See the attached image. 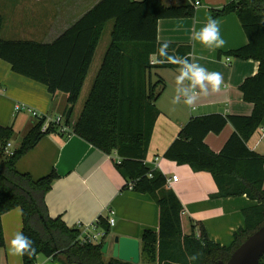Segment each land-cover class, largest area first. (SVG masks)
Returning <instances> with one entry per match:
<instances>
[{
  "label": "trees",
  "instance_id": "obj_1",
  "mask_svg": "<svg viewBox=\"0 0 264 264\" xmlns=\"http://www.w3.org/2000/svg\"><path fill=\"white\" fill-rule=\"evenodd\" d=\"M190 3L164 5L160 0H101L55 41L41 44L32 41L0 39V60L13 73L44 86L51 95H66L63 126L105 155L113 156L114 166L124 180L121 191L131 190L149 195L159 210L157 232L144 230L141 253L149 264H219L245 239L264 224V155L247 147L251 137L264 125V0H234L212 11L213 18L234 14L243 29L247 44L226 53L238 61H255L258 71L244 79L239 91L245 103L252 105L250 115L211 114L195 117L177 134L163 158L195 173H209L216 185V198L245 196L256 203L242 211L244 227L234 234L233 244L224 248L209 241L203 228L196 235L190 222L189 232L182 225L183 208L170 190L165 178L144 164L155 121V106L164 83L151 80L158 69H183L189 47L157 41L161 20L193 18ZM113 21L110 43L103 55L88 97L77 120L70 118L91 65L103 28ZM0 17V31H1ZM154 57V60H152ZM46 117L38 119L22 139L12 156L4 148L13 131L0 125V250L5 246L1 217L12 209L21 213V230L32 242L34 252L21 254L22 264H36L37 256L63 264H130L115 259L107 262L97 244L83 243L78 228H68L60 218H51L45 195L58 178L52 171L34 180L16 169L17 161L50 133L65 135L59 125L50 122L41 131ZM227 125L233 128L221 151L211 152L204 140L208 134H219ZM119 160V163L117 162ZM97 227L108 234L107 219L98 218ZM259 264H264V256Z\"/></svg>",
  "mask_w": 264,
  "mask_h": 264
},
{
  "label": "crops",
  "instance_id": "obj_2",
  "mask_svg": "<svg viewBox=\"0 0 264 264\" xmlns=\"http://www.w3.org/2000/svg\"><path fill=\"white\" fill-rule=\"evenodd\" d=\"M100 1L0 0L2 21L0 39L52 43ZM160 1L164 5L180 3L193 5L194 0ZM196 1H199L200 5L194 7L193 18L158 22L157 41L189 47L188 64H198L210 72H220L223 83L218 91H214L212 85L207 82L200 86L193 85L190 78L179 81L182 69L152 71V82L156 83L161 79L164 88L155 103L159 115L145 159L148 164L155 157L164 155L178 132L193 118L211 114L247 116L252 111V105L243 101L239 86L244 79L257 73L258 64L255 61H238L233 58H230L229 62L225 61L226 53L245 46L247 39L234 14L220 18L212 17V11L219 10L234 0ZM209 18L215 20L219 26L220 36L225 42L222 47L205 45L197 39V34L208 23ZM99 67L100 65L88 81L90 65L79 98L82 92L84 97H88ZM60 94H49L44 86L13 73L10 66L0 60V125L9 127L10 123H14L13 136L8 142L11 150L19 147L22 139L40 117H46L53 122L60 117L63 123L67 104L66 95L60 97ZM190 97L193 104L186 105L185 102ZM16 105L21 107L18 111L14 110ZM79 114L73 121L70 118L71 124L77 120ZM21 120L31 125L23 134L18 132L17 126ZM232 133L233 128L227 125L219 134H208L204 143L211 152L217 154ZM13 140L14 143L11 142ZM247 147L255 153L264 155V150H261L264 146L260 148L259 141L249 140ZM114 161L113 156L103 154L74 135L50 133L42 137L32 150L17 161L16 169L20 173L29 174L34 180L54 171L58 178L45 195L49 217L60 218L68 228H78V225H81L82 230L98 218L107 219L112 214L114 224L109 227L108 234L105 235L98 228V231L104 234L105 242L110 243L107 251L111 250V242L115 236L136 239L140 243L139 264L141 262L149 264L145 255L141 253V236L144 230L157 232L158 207L149 195L131 190L121 191L124 180L115 168ZM156 164V172L165 179L172 176L178 178L177 183L167 187L174 192L183 208V229L188 226V231H183L189 232L191 222L196 225V235H199L200 229L203 228L209 241L224 248L230 247L234 241V234L244 227L242 211L255 206L256 203L245 196L216 198V185L207 172L195 173L188 166H179L168 160L163 165L160 158ZM1 226L5 246L0 250V264H22L21 253H13L11 248L12 240L21 230L20 210L15 208L2 215ZM87 230L92 232V229ZM104 259L107 262L110 257H106L105 254ZM36 264L63 263L37 256Z\"/></svg>",
  "mask_w": 264,
  "mask_h": 264
},
{
  "label": "clouds",
  "instance_id": "obj_3",
  "mask_svg": "<svg viewBox=\"0 0 264 264\" xmlns=\"http://www.w3.org/2000/svg\"><path fill=\"white\" fill-rule=\"evenodd\" d=\"M197 39L201 41V43L205 45H214L219 48L222 47L225 43L224 40L220 36V29L217 22L211 18H209L208 23L200 30L197 34ZM168 44H164L161 48H167ZM169 60L173 63H183L184 69L181 72L179 81H183L185 78H190L193 85L203 86L205 82L212 85L214 91H218L223 83V76L220 72L208 71L204 67L199 66L198 64H188L187 60L177 61L172 57H169ZM187 94V93H185ZM186 105H192L193 99L190 97L186 102ZM33 242L25 237L22 233H17L14 239L11 242V248L13 253H21L23 254L25 251L34 252L35 249L32 247Z\"/></svg>",
  "mask_w": 264,
  "mask_h": 264
},
{
  "label": "water",
  "instance_id": "obj_4",
  "mask_svg": "<svg viewBox=\"0 0 264 264\" xmlns=\"http://www.w3.org/2000/svg\"><path fill=\"white\" fill-rule=\"evenodd\" d=\"M105 242L101 253L105 255L109 246ZM111 259L123 263L139 264L140 243L136 239L115 236L111 242ZM264 256V224L249 235L229 256L228 260L219 264H259ZM110 264V263H108Z\"/></svg>",
  "mask_w": 264,
  "mask_h": 264
},
{
  "label": "rangeland",
  "instance_id": "obj_5",
  "mask_svg": "<svg viewBox=\"0 0 264 264\" xmlns=\"http://www.w3.org/2000/svg\"><path fill=\"white\" fill-rule=\"evenodd\" d=\"M112 27H113V22L109 21L102 32L98 47L96 49L92 64H91V68H90V72H89V76H88V81L91 80V76H93V74L95 73V71L98 69V66L100 65L102 59H103V55L106 52L108 45L110 43V35H111V31H112ZM90 83V82H89ZM92 85V84H91ZM89 87V86H88ZM86 92V90L84 89V93ZM60 97H64L63 94H60ZM87 96L84 97V94L82 92V94L80 95V98L77 102V104L74 106V113L71 116V121L74 120V118L79 114V112H81L82 107L84 105V102L86 101ZM180 100V99H178ZM242 116H246V115H242ZM64 120V119H63ZM36 122V121H35ZM14 126V123H10L9 127L12 129V127ZM18 126V132H20L21 134H23L24 132H26V130H28L29 128H31V125H27L25 120H21L20 123L17 124ZM17 133V132H16ZM262 133L259 131H257L252 137H251V141L253 142L255 141H259V147H263L264 146V137L261 139ZM12 143H14V140L11 141ZM15 145L17 146V143H15ZM149 148V147H148ZM261 150H264L261 149ZM160 158V163H162L163 165L166 164L167 160L163 159V156L160 155L158 156ZM188 226L184 227L185 232L188 231L187 229ZM110 257L111 258V250L109 249L106 253V257ZM140 264H144V263H140Z\"/></svg>",
  "mask_w": 264,
  "mask_h": 264
},
{
  "label": "built area",
  "instance_id": "obj_6",
  "mask_svg": "<svg viewBox=\"0 0 264 264\" xmlns=\"http://www.w3.org/2000/svg\"><path fill=\"white\" fill-rule=\"evenodd\" d=\"M200 5V2L199 1H196L194 0L193 1V7H197ZM225 61L226 62H229L230 61V58L227 57L225 58ZM184 69V68H183ZM182 69V70H183ZM21 107L16 105L14 107V110L15 111H18ZM35 117L36 114H33ZM42 117H40L39 119H41ZM52 122V123H56L59 125V130L61 133H66L67 132V129L66 127L63 126V123L61 122V118H57L56 120L51 121V120H47L46 118V122L43 124L42 128H41V131H45L49 125V123ZM260 132L262 133V136H261V139L264 137V126H261L259 128ZM258 130V131H259ZM4 155L6 156H12L13 155V150L10 149V145L9 143L6 144L5 148H4ZM159 161V158L155 157L151 162L150 164H148L146 161H144V164L149 168V175L148 177L151 178V174L153 171H156V166H157V162ZM117 162L119 163V160H117ZM178 181V178L177 176H172L170 179H165V182H166V185H170L172 183H177ZM107 223L109 225V227L113 226L114 224V220L112 218V214L109 215V217L107 218ZM97 224H98V220L95 221L93 224L89 225L87 228L85 229H81V225H78V229L81 231V236H82V239H83V243H87V244H97L101 241V239L103 238L104 234L99 232L98 231V227H97ZM87 229H92V232H87L88 230Z\"/></svg>",
  "mask_w": 264,
  "mask_h": 264
}]
</instances>
